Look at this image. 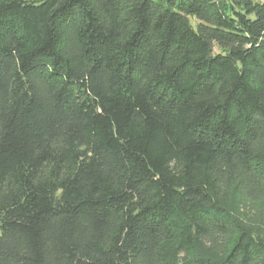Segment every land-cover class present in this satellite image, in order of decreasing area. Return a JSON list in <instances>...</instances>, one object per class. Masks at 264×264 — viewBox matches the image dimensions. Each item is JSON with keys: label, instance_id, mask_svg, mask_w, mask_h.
Wrapping results in <instances>:
<instances>
[{"label": "trees", "instance_id": "16d2710c", "mask_svg": "<svg viewBox=\"0 0 264 264\" xmlns=\"http://www.w3.org/2000/svg\"><path fill=\"white\" fill-rule=\"evenodd\" d=\"M0 264H264V0H0Z\"/></svg>", "mask_w": 264, "mask_h": 264}, {"label": "rangeland", "instance_id": "374dc122", "mask_svg": "<svg viewBox=\"0 0 264 264\" xmlns=\"http://www.w3.org/2000/svg\"><path fill=\"white\" fill-rule=\"evenodd\" d=\"M191 23L194 25V19L190 18Z\"/></svg>", "mask_w": 264, "mask_h": 264}]
</instances>
